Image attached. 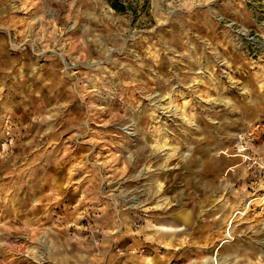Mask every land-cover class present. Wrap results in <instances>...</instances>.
I'll return each instance as SVG.
<instances>
[{
	"label": "rangeland",
	"instance_id": "rangeland-1",
	"mask_svg": "<svg viewBox=\"0 0 264 264\" xmlns=\"http://www.w3.org/2000/svg\"><path fill=\"white\" fill-rule=\"evenodd\" d=\"M251 132L264 0H0V264H264Z\"/></svg>",
	"mask_w": 264,
	"mask_h": 264
},
{
	"label": "built area",
	"instance_id": "built-area-1",
	"mask_svg": "<svg viewBox=\"0 0 264 264\" xmlns=\"http://www.w3.org/2000/svg\"><path fill=\"white\" fill-rule=\"evenodd\" d=\"M259 128V126H257ZM256 128L255 130H257ZM254 132L248 134H241L238 138V142L235 144L236 151L239 153L238 156L242 157L244 161L253 160V164L257 165L261 169H264V157L261 156L259 150L255 149L251 144V139H256V136L253 135ZM238 145L242 146L245 151H240ZM235 150V149H234ZM236 156V155H235ZM245 158V159H244Z\"/></svg>",
	"mask_w": 264,
	"mask_h": 264
},
{
	"label": "crops",
	"instance_id": "crops-1",
	"mask_svg": "<svg viewBox=\"0 0 264 264\" xmlns=\"http://www.w3.org/2000/svg\"><path fill=\"white\" fill-rule=\"evenodd\" d=\"M5 184H7L8 185V183H5ZM1 187H2V192H5V191H7L6 189H5V187L6 186H4V185H1ZM5 194L4 193H2V197L0 198V217H3L5 214H13V211L12 210H10V207H9V204H7L6 203V197L4 196ZM10 216V215H9ZM12 218V217H11ZM2 220V219H1ZM1 220H0V222H1ZM4 244V241L3 240H0V257H1V253H2V251H1V245H3Z\"/></svg>",
	"mask_w": 264,
	"mask_h": 264
},
{
	"label": "bare ground",
	"instance_id": "bare-ground-1",
	"mask_svg": "<svg viewBox=\"0 0 264 264\" xmlns=\"http://www.w3.org/2000/svg\"><path fill=\"white\" fill-rule=\"evenodd\" d=\"M162 147H164L165 145L164 144H160ZM161 147V148H162ZM158 148V147H157ZM238 148L240 151H245L246 149H244L242 146L238 145ZM238 156V155H236ZM245 159V158H244ZM162 231H173V229L171 227H166V226H162L160 227Z\"/></svg>",
	"mask_w": 264,
	"mask_h": 264
},
{
	"label": "trees",
	"instance_id": "trees-1",
	"mask_svg": "<svg viewBox=\"0 0 264 264\" xmlns=\"http://www.w3.org/2000/svg\"><path fill=\"white\" fill-rule=\"evenodd\" d=\"M113 7H114L115 9H117V10L120 9L118 6H114V5H113Z\"/></svg>",
	"mask_w": 264,
	"mask_h": 264
}]
</instances>
